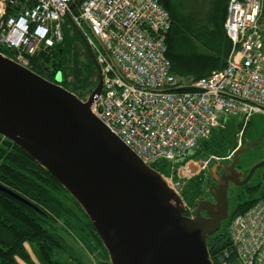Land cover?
Segmentation results:
<instances>
[{
  "label": "built area",
  "instance_id": "built-area-1",
  "mask_svg": "<svg viewBox=\"0 0 264 264\" xmlns=\"http://www.w3.org/2000/svg\"><path fill=\"white\" fill-rule=\"evenodd\" d=\"M73 1L0 0V49L29 68L30 57L63 41L70 16L101 68L103 90L92 113L145 164H170L176 176L164 177L183 198L185 180L217 160H194L199 144L229 118L245 126L264 117V0H229L226 64L195 81L172 71V18L163 0H82L77 13ZM227 230L231 249L221 264L231 254L237 264H264V198L234 215Z\"/></svg>",
  "mask_w": 264,
  "mask_h": 264
},
{
  "label": "water",
  "instance_id": "water-1",
  "mask_svg": "<svg viewBox=\"0 0 264 264\" xmlns=\"http://www.w3.org/2000/svg\"><path fill=\"white\" fill-rule=\"evenodd\" d=\"M81 1L74 0L70 9ZM85 44L99 79L85 101L64 88L61 78L49 81L0 53V135L20 146L70 193L98 234L108 264H214L208 237L221 231L230 218L233 188L259 187L264 182V170L253 182L264 159L249 172L237 169L241 156L260 146L264 134L237 149L233 161L222 167L223 174L217 164L212 167V200H199L193 216L186 215L185 201L165 177L92 113L103 77ZM0 189L35 208L4 186Z\"/></svg>",
  "mask_w": 264,
  "mask_h": 264
},
{
  "label": "trees",
  "instance_id": "trees-1",
  "mask_svg": "<svg viewBox=\"0 0 264 264\" xmlns=\"http://www.w3.org/2000/svg\"><path fill=\"white\" fill-rule=\"evenodd\" d=\"M162 2L172 18V28L167 40V56L171 61L173 73L185 81L191 79L195 81L222 69L232 46L225 32L229 0ZM12 12L11 9L8 10L9 14ZM77 12L78 7L74 10V13ZM263 15L264 1L261 17ZM0 51L7 57L14 56V52L6 48ZM29 61V68L49 81H57L58 75L61 74L60 84L64 88H67L66 79L71 73L75 80L73 90L87 89V93L82 94L83 97L88 93L89 96L99 81L98 75L95 76V80L93 76L84 78L78 58L65 54L64 37L61 43L48 49H41L30 57ZM71 63L74 65L69 70ZM76 82L83 85L77 86ZM254 122H257L255 117L250 119L246 128L252 126ZM242 125L239 119L229 118L225 128L214 129L210 138L202 141L199 147L201 148L204 143L207 145L210 140L222 141L224 133ZM204 148L202 153L208 156L210 149ZM202 150H196L192 158L200 159L198 152ZM167 167L170 169V165L166 163L154 166L162 175ZM202 174L190 179L184 188L183 199L190 209L199 200L204 199ZM163 176L168 177L171 174ZM0 185L35 206L30 207L0 189V264H34L32 253L41 264H85L81 258L76 257L73 247L61 233L75 238L83 247V251L90 254L100 251L101 253H95L99 254L102 260L100 263L109 260L108 253L93 225L70 193L26 151L2 135H0ZM241 189H244L246 197L242 193L238 198L237 208L231 212L221 231L208 237V248L214 264H221V253L225 249H231V239L227 230L231 218L264 198V189H261V186H246ZM228 264H237L234 255L229 256Z\"/></svg>",
  "mask_w": 264,
  "mask_h": 264
},
{
  "label": "rangeland",
  "instance_id": "rangeland-1",
  "mask_svg": "<svg viewBox=\"0 0 264 264\" xmlns=\"http://www.w3.org/2000/svg\"><path fill=\"white\" fill-rule=\"evenodd\" d=\"M261 24L262 26H264V15L261 17ZM62 33H63V37H64V47H65V54H70L71 56H75L78 58L79 63H80V67L82 68L83 74H84V78L87 77H92L95 80V76L97 77L98 75V71L96 68V65L93 63L92 59L89 57L87 49H86V44L84 41V38L80 35V33L78 32V30L76 29L74 23L68 18H65V22L62 23ZM72 62H75L72 60ZM74 64L71 63V65L69 64V70H71V68H73ZM58 78H61V74L58 75ZM57 78V79H58ZM85 81L87 79H84ZM66 86H67V90H69L70 92L74 93L75 95H77L78 97H82V100H87L89 98L88 94L86 95V97H83L82 94L83 93H87V89L84 88H80L78 89V91H74L73 90V85H75V80H74V76L70 74H68V77L66 79ZM77 86H82L83 84L76 82ZM78 88V87H77ZM257 122H254L252 124V126H250L249 128H246V126L242 127H238L237 129L234 130H229L227 131V133L224 135H222L223 137L221 138L222 141H216V140H210L208 142L207 145H205L206 143H204V145H202V147L199 149H197V151L200 149L202 150V148H209L210 151L208 152L209 155H205L203 152V150L199 155L198 160L206 162L209 159H211V157L216 158L217 160L212 159V163L214 164L215 161H218V158H229V155L232 151L235 150V148L237 149L239 144H244L246 142H251V141H257L258 137L263 133L264 134V117H260V116H255ZM250 121V120H249ZM221 128V127H219ZM217 128V129H219ZM204 148V149H205ZM262 159H264V140L262 142V144L256 148H253L251 150L250 153L244 154L241 156V165H242V169L243 170H248L249 168H251L254 164H256L257 162L261 161ZM195 160V159H194ZM196 160V161H198ZM211 163V164H212ZM170 165V164H169ZM211 166H208V168L206 169L205 172H202L201 174L203 175V198H210L209 192H208V186H209V173L211 171ZM172 166L170 165V169L167 167L166 171L163 175H168V174H172ZM162 173V172H161ZM198 176V175H197ZM192 179V178H191ZM190 180V179H189ZM189 180H185V186L187 185V182ZM257 178H254L253 182L257 183ZM261 189H264V183L263 186H261ZM242 193L245 194L244 189L241 188H233V192L230 193V209L231 212L234 211L235 208H237V205L239 204V200L238 198L241 197ZM246 197V194H245ZM248 200V199H247ZM192 207L191 210H189L190 212L192 211ZM61 235L63 237H65L66 241L73 247V253L76 255V257L81 258V260L85 263V264H108L109 260H104L106 261L105 263L101 262V258H99V254H95V253H99L100 251H96L93 254H90L89 252L83 251L82 250V246L81 244H79L75 238L70 237L69 235H67L66 233H61ZM32 253V252H31ZM101 253V252H100ZM32 259L34 264H41L39 262V260L37 259V257L34 255V253H32ZM109 259V258H108Z\"/></svg>",
  "mask_w": 264,
  "mask_h": 264
},
{
  "label": "flooded vegetation",
  "instance_id": "flooded-vegetation-1",
  "mask_svg": "<svg viewBox=\"0 0 264 264\" xmlns=\"http://www.w3.org/2000/svg\"><path fill=\"white\" fill-rule=\"evenodd\" d=\"M91 95V94H90ZM248 124V123H247ZM246 124V125H247ZM245 125V126H246ZM244 126V125H243ZM226 127V125L224 126V128ZM263 134V133H262ZM260 137V136H259ZM259 137H258V139H259ZM264 137V136H263ZM210 138V137H209ZM257 139V140H258ZM263 140H264V138H263ZM251 142H255V141H251ZM248 143H250V142H246V143H244V144H239V146H238V148L237 149H239V148H242V147H244V146H246V144H248ZM236 148H235V150L234 151H232L231 153H230V155H229V158H226V159H224V158H218V161H215L214 162V164L212 163H210V165L209 166H211L212 165V167L215 165V164H217L218 166V169H219V172H220V174H223V170H222V167L224 166V165H229L232 161H233V159H234V153H235V151L237 150ZM253 149V148H252ZM251 149V150H252ZM179 164H176L175 166L177 167ZM212 167H211V169H212ZM237 169H239V170H243L242 169V165L240 164L239 166H237ZM263 170H264V168H262V169H260V170H257L256 171V173H255V175L253 176V179L254 178H262V173H263ZM243 171H246V170H243ZM174 172H176V171H172V174L171 175H174ZM248 172H249V170H248ZM248 172H245V174H244V176H246L247 174H248ZM174 176H176V175H174ZM252 179V180H253ZM214 181L215 180H213L212 178H209V181H208V183H209V186H208V192H209V188H210V185L212 184V183H214ZM263 183L264 182H262L261 183V186H263ZM230 189H232V187H230ZM205 199H211L212 200V198H211V196H210V198H205ZM186 215H188V216H193V214L190 212V213H185Z\"/></svg>",
  "mask_w": 264,
  "mask_h": 264
},
{
  "label": "bare ground",
  "instance_id": "bare-ground-1",
  "mask_svg": "<svg viewBox=\"0 0 264 264\" xmlns=\"http://www.w3.org/2000/svg\"><path fill=\"white\" fill-rule=\"evenodd\" d=\"M221 36V35H220ZM86 41V40H85ZM231 42V41H230ZM170 186V185H169ZM171 187V186H170ZM172 188V187H171ZM173 189V188H172Z\"/></svg>",
  "mask_w": 264,
  "mask_h": 264
}]
</instances>
